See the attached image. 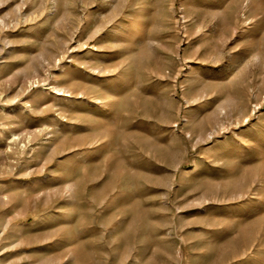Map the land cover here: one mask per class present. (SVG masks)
I'll use <instances>...</instances> for the list:
<instances>
[{"label":"rangeland","instance_id":"374dc122","mask_svg":"<svg viewBox=\"0 0 264 264\" xmlns=\"http://www.w3.org/2000/svg\"><path fill=\"white\" fill-rule=\"evenodd\" d=\"M0 264H264V0H0Z\"/></svg>","mask_w":264,"mask_h":264},{"label":"bare ground","instance_id":"6f19581e","mask_svg":"<svg viewBox=\"0 0 264 264\" xmlns=\"http://www.w3.org/2000/svg\"><path fill=\"white\" fill-rule=\"evenodd\" d=\"M55 92H56V93H57V92H60V90H57V91H55ZM59 94H60V93H59Z\"/></svg>","mask_w":264,"mask_h":264}]
</instances>
